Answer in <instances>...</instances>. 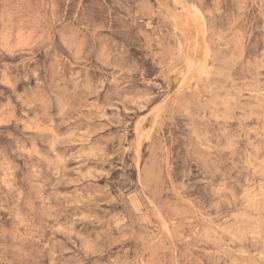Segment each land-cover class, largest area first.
Instances as JSON below:
<instances>
[{"label": "rangeland", "instance_id": "1", "mask_svg": "<svg viewBox=\"0 0 264 264\" xmlns=\"http://www.w3.org/2000/svg\"><path fill=\"white\" fill-rule=\"evenodd\" d=\"M0 264H264V0H0Z\"/></svg>", "mask_w": 264, "mask_h": 264}]
</instances>
